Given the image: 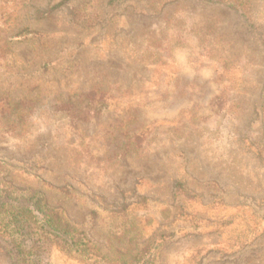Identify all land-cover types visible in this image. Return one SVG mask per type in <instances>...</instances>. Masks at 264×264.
Here are the masks:
<instances>
[{"label": "rangeland", "instance_id": "1", "mask_svg": "<svg viewBox=\"0 0 264 264\" xmlns=\"http://www.w3.org/2000/svg\"><path fill=\"white\" fill-rule=\"evenodd\" d=\"M61 1L23 0L4 34L27 28L39 39L6 42L1 90L50 102L98 88L136 97L142 124L156 126L142 152L112 160L103 150L111 113L75 128L41 110L15 136L0 134V182L42 191L111 255L136 233L141 246L166 236L155 264H264V0H250L255 27L197 0H69L52 9ZM64 185L79 202L55 190ZM96 196L107 209L129 206L137 230L115 239L108 228L121 220L98 210ZM45 261L81 264L55 248ZM0 264H12L2 247Z\"/></svg>", "mask_w": 264, "mask_h": 264}, {"label": "trees", "instance_id": "2", "mask_svg": "<svg viewBox=\"0 0 264 264\" xmlns=\"http://www.w3.org/2000/svg\"><path fill=\"white\" fill-rule=\"evenodd\" d=\"M67 1L69 0H62L52 9ZM197 1L223 4L239 12L252 27L256 26L247 14L250 0ZM22 2L23 0H0V55L4 53L2 48L6 47V42L14 37L19 40L39 39L36 31L27 28L20 29L15 36L4 34L7 25L19 13ZM44 14L37 11L36 18H45ZM141 104L143 103L136 97L122 98L98 88L76 91L66 97L57 94L50 102L40 94L13 98L0 88V134L15 136L30 119H36L41 110L59 111L75 128L86 125L91 120H100L104 114L111 113L112 122L107 131L110 140H107L103 150L104 155L113 160L130 153L142 152L156 126V122L142 124L140 118L144 112ZM175 188L179 194L184 193L181 186ZM55 190L68 200L79 202L78 193L72 187L64 185L55 187ZM94 201L98 210L106 211L109 218H120L121 225H117L115 229L108 228L115 239L121 241L127 233L137 230L138 225L126 214L129 206L121 204L117 209H107L103 197L96 196ZM91 215L93 218L97 217L94 211ZM165 237H154L150 243L141 246L135 233L130 236L126 250L118 248L115 255H111V250L106 245L102 249L76 228L62 209L50 208L42 191L21 190L11 183L0 182V247L10 257L12 264H46L45 253L52 248L81 264H155L156 254ZM108 241L111 240H106Z\"/></svg>", "mask_w": 264, "mask_h": 264}]
</instances>
